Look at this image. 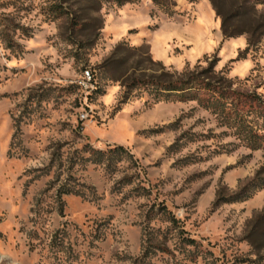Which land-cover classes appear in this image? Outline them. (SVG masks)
Returning a JSON list of instances; mask_svg holds the SVG:
<instances>
[{"label": "rangeland", "instance_id": "374dc122", "mask_svg": "<svg viewBox=\"0 0 264 264\" xmlns=\"http://www.w3.org/2000/svg\"><path fill=\"white\" fill-rule=\"evenodd\" d=\"M262 115L264 0H0V264H264Z\"/></svg>", "mask_w": 264, "mask_h": 264}, {"label": "trees", "instance_id": "16d2710c", "mask_svg": "<svg viewBox=\"0 0 264 264\" xmlns=\"http://www.w3.org/2000/svg\"><path fill=\"white\" fill-rule=\"evenodd\" d=\"M214 6L216 8L215 3ZM222 28L224 34L227 35L224 28V23L222 24ZM153 84L161 86V96L165 98L169 96L168 94L173 93L176 94L175 96L178 100L195 99L198 101H206L207 103H209V106H211V108L220 110V112L227 115L228 118L234 119V122L237 124V126H239L240 129H242L245 134H247L248 131L252 130L250 125L246 122L245 117L241 116L240 114H236L237 111L234 108L233 104L228 102V95L224 92V90L220 87H216L212 82L202 79L198 75L192 74L188 75L186 78L178 79L173 82H161ZM252 137L254 138L255 144H257L258 146H260L261 144L259 143V141L264 140V136L262 135H252ZM91 152L94 155H97L98 160L102 159L106 163L112 162L115 156L118 158H121L124 155H127L129 157L132 156L131 153H129V151H127L121 145L109 147L105 151L92 149ZM166 211L167 210L163 207V212H165V214H168L166 213ZM169 218L172 222H176V218L173 215L170 214ZM185 241L188 246L196 247L197 245L195 239L187 238Z\"/></svg>", "mask_w": 264, "mask_h": 264}, {"label": "built area", "instance_id": "2783aa9c", "mask_svg": "<svg viewBox=\"0 0 264 264\" xmlns=\"http://www.w3.org/2000/svg\"><path fill=\"white\" fill-rule=\"evenodd\" d=\"M80 84L85 86V87H88L90 84H92V74H91V71L89 69H86L84 71ZM81 118L86 119L87 115L82 114Z\"/></svg>", "mask_w": 264, "mask_h": 264}]
</instances>
